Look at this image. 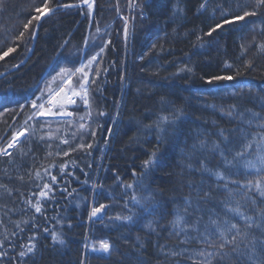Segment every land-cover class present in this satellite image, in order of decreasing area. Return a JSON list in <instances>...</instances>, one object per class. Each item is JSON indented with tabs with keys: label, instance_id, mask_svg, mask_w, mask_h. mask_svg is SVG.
<instances>
[{
	"label": "trees",
	"instance_id": "obj_1",
	"mask_svg": "<svg viewBox=\"0 0 264 264\" xmlns=\"http://www.w3.org/2000/svg\"><path fill=\"white\" fill-rule=\"evenodd\" d=\"M83 1L52 0L50 7ZM42 2L5 0L0 11V54L8 47L16 51L0 61V76L30 52L37 21H32L22 39L15 37L37 14L34 10ZM201 3L94 0L92 9L60 10L42 23L32 57L0 79V98H4L0 103V146L6 147L22 128L30 129L28 139L17 146L22 151L15 148L13 157H0V184L12 190L8 195L0 189V241H4L0 251L6 253L0 257V264H135L137 252L144 264H201L202 258L196 253L202 245L196 232L185 234L172 225L177 212L184 214V199L196 198L190 183L203 190L201 195L210 193L208 202L201 204V230L208 222L209 209L222 217L226 216L225 205L240 206L241 212L250 216L264 211V198L254 188L249 193L229 183V190H225L213 175L201 171L199 163L203 161L210 172L219 171L226 180L241 185L258 178L264 181V173L258 176L245 166V160H255L264 151V127L260 126L264 125V50L258 47L264 43V8L256 16L227 25L208 37L205 33L220 22L222 12L239 14L238 4H246L251 10L255 0H209L207 10H201ZM138 5L143 7V18ZM101 46L102 57L93 70L99 71L100 77L90 89L92 118L83 121L91 125L95 138L82 135L78 128V116L86 112L81 102L71 110L76 113L72 123L38 118L47 123L43 127L37 124L33 134V121L25 125L24 120L34 112L30 101L40 95L38 88L46 93L43 101H37L39 104L50 95L54 78L76 71L99 53ZM249 62L251 66L246 67ZM185 67L192 71H181ZM61 68L69 72L57 75ZM215 75H232L234 79L207 84L206 80ZM80 76H73L75 86ZM20 104L25 105L23 111ZM98 111L105 115L97 117ZM177 111L182 114L181 142L178 146H159L161 155L145 179L154 192L162 193L157 199L163 200L166 208L155 216L145 214L135 225L114 222L117 214H127L124 186L134 183L133 172L139 176L144 161L157 149L156 121ZM253 113L259 114L258 118ZM221 131L228 138L227 144L218 135ZM63 139L69 144H63ZM200 140H205L207 147L193 150L192 144ZM79 142H90L93 147L70 151ZM213 143L220 144L231 165L225 164ZM249 143L252 147L246 148ZM65 151H69L68 156L62 155ZM238 151L245 156L234 160ZM62 163L68 164L63 174L59 172ZM187 165H191V171ZM46 168L57 176L56 182L50 180ZM37 171L43 179H37ZM45 182L52 184V198H42V213H36L29 201H36L33 193L38 194ZM94 185L98 187L94 189ZM101 203L108 207L99 218L89 220L91 208ZM185 219L190 226L195 219L192 209ZM151 220L158 221L152 225L154 231L147 227ZM53 231L62 234L63 245L53 244ZM253 234L259 235L255 230ZM34 235L36 251L21 257L19 253L26 251ZM100 240L112 243L110 254L91 250V245H98ZM212 264L218 262L213 260Z\"/></svg>",
	"mask_w": 264,
	"mask_h": 264
},
{
	"label": "snow or ice",
	"instance_id": "obj_2",
	"mask_svg": "<svg viewBox=\"0 0 264 264\" xmlns=\"http://www.w3.org/2000/svg\"><path fill=\"white\" fill-rule=\"evenodd\" d=\"M84 3H89V0H84ZM130 3H133V0H130ZM209 0H202L201 3V10H207V5ZM5 4V0H0V11L3 10ZM52 4V0H43L42 5L35 8L36 15H33L31 18L28 19L27 23L23 25V31L20 32L19 36L15 37V40H20L24 37V33L29 29L32 25V21L36 20L39 21L43 15L54 13L55 11L59 10L60 8H70L74 5L71 4H56L54 7H50ZM92 5L89 4V8ZM140 7V15L143 18V7ZM238 8L241 9L239 14L232 15L231 13H221V20L220 22L216 23L214 26H211L208 31L205 33L206 36L212 37L213 33L218 32L219 29H223L227 25H234L237 22L245 21L246 17H253L258 14L259 9L264 8V0H255V5L248 10V5L246 4H238ZM213 17H215V12L213 13ZM97 33L100 32L99 27L96 29ZM125 37L128 34L127 25L124 28ZM34 38V35L33 37ZM198 39H202L198 37ZM14 42V41H13ZM111 41H109L110 43ZM88 41L85 40V45L87 46ZM152 47H155L153 44ZM261 50H264V43L258 45ZM15 47H8L7 50L3 51L0 54V61L4 60L10 53L15 52ZM100 51L103 52V46L100 47ZM99 53L93 55L90 59L87 60V64L82 65L80 68L76 69V72L81 73L79 80L77 81L76 89L71 91L70 94L64 93V89L60 88L55 95L51 96V99L48 100V104L51 107H45L43 102L37 103V101H43L45 98V91L40 90V95L35 97L30 101V108L36 109L37 111L32 112L27 119L24 120V124L28 125L29 121H33V124L30 126L31 131L34 134L37 129V124H40L43 127V124L47 123V121L40 122L38 120L39 117H74L76 113L73 111H63V110H56L53 111V108L56 107V98L60 96L61 93H64V99L68 105H76L77 100L74 97H78L85 107L86 112L84 115L78 116V128L82 131L83 134H90V136L94 139L95 138V131L91 129L90 124H86L83 121L91 120L92 118V110H91V100H90V89L93 85L96 84V80L100 77V72L96 71L91 73L94 76L93 79L90 80V72L86 71L85 69L92 65L94 62H97ZM143 58V57H141ZM251 63L249 62L246 67H250ZM18 67V65H17ZM230 67V66H229ZM181 71H188L191 72L192 69L190 68H182ZM69 69L61 68L57 75L62 76L64 73H68ZM239 75V71L236 73ZM234 76L232 75H215L211 76L206 80L207 84H212L214 81H232ZM65 84H71V76L65 81ZM4 98H0V103H3ZM20 110L23 111L25 107L24 104L19 105ZM235 107V106H233ZM264 107V106H262ZM105 113L102 111H98L96 116H104ZM181 113L179 111L174 112L171 117L168 115H162L158 118L155 124V132L158 135V142H157V149L150 154V158L144 161L142 165V171L137 176L135 172H133L134 183L125 185V204L124 209L127 214L120 215L117 214L114 217V222L119 221L123 225H135L141 223L143 221L145 214L155 216L158 212H161L166 208V204L163 200H158V196H162L161 192H154L151 187L145 183V179L148 176L150 170L153 166L157 164V161L161 155L159 146L161 144L169 143L173 145H179L181 142V137L184 135L183 130L179 127V122L181 119ZM231 115V113H229ZM253 117L259 116L257 113L252 114ZM251 123V121H249ZM264 127V125H260ZM29 128L25 127L21 130L17 131L12 138L7 142L6 147L0 146V157H13V152L9 151V149L17 148V151H22L17 146L20 143L19 137H25V141L28 137L25 135L29 132ZM111 133V129L108 130ZM49 138H51V133H48ZM75 135V134H73ZM218 135L220 136L221 140L227 144L228 138L224 134L223 131L219 132ZM41 140L44 139L43 136L40 137ZM63 144H69L68 139L62 140ZM51 147V145H49ZM92 143H83L79 142L74 147L70 149V151L76 150H84V149H92ZM193 150H204L207 147V143L205 140H200L199 143L192 144ZM213 149L218 151L221 159L225 162L226 165H231L232 161L227 160V156L225 155L224 149L221 148L220 144L213 143ZM246 148H251V143L245 146ZM260 146H258L259 149ZM52 155V153H49ZM56 155H61V153L57 152ZM64 156L69 155V151H65L62 153ZM185 155H189L190 153H185ZM245 153L243 151L235 152L233 159L243 158ZM201 165V171L205 173H210L213 175L217 181V184L220 183L224 184L225 190H229L227 185L229 183H234L237 187L243 188L246 192H252L253 188L255 192L259 194L261 198H264V183H262L261 179H256L254 182L249 181L247 184H239V182L228 181L225 179L223 173L217 172H210L207 166L204 164L203 161L199 162ZM245 166L250 169H254L258 176L264 173V151H260L255 160H245ZM55 167V165H52ZM189 170L191 171V165H187ZM68 168L67 163H62L59 165V172L65 173L66 169ZM45 173L49 176L52 182L57 181V176L51 174L49 170L46 168L44 169ZM37 179H43L40 175V172H36ZM21 179H23L21 177ZM94 189L98 187L97 185L93 186ZM189 188L195 191L196 198H185L184 199V214L179 212L176 213L175 219L172 221V225L174 228L178 229L180 232L187 234L189 231L196 232V239L202 245V247L197 251L196 256L202 258L201 264H212L213 260H216L218 264H231L232 261H236L237 264H264V211L257 213L254 216L247 215L241 212L240 206L237 207H228L225 205V213L226 216L222 217L219 213H216L214 210L209 209V217L208 222L203 225V229L201 230L200 221L202 216L200 213L202 212L201 204L207 203L210 199L209 192H201L203 191L199 186L195 184H189ZM0 189H3L8 195L12 194V190L8 188L6 185L0 184ZM54 189L51 183L45 182L43 183L41 190L39 193H33L34 196H37L36 201L31 203V207L34 208L36 213H42L43 205L41 203L42 198L51 199L52 197L49 196V193L53 192ZM67 192L68 189L65 188L63 190ZM138 192L143 193L142 196L137 195ZM243 194V193H242ZM99 195V193H97ZM246 199L249 202H253L251 196H247ZM108 205L103 203L99 204L98 206H93L91 208V212L89 215V220L92 218H99V214L103 213L105 208ZM192 209V214L194 215L195 219L193 220L192 224L189 226L188 222L185 219V216L188 214V210ZM255 211V210H253ZM158 223V221L151 220L147 222V227L150 230L152 229V225ZM19 227V225H17ZM253 230L259 233V235L253 234ZM45 232H48V229H44ZM51 240L54 245H63L64 239L61 233L53 231L51 232ZM139 239V238H138ZM35 240V235L29 238V245L26 247V251H21L19 255L24 257L26 255L33 254L36 251V244L33 242ZM4 241H0V248H3ZM85 247H89L85 245ZM211 249V251L209 250ZM91 250L93 252L110 254L113 250V245L110 241L107 240H100L98 245L93 243L91 245ZM175 254V253H174ZM6 253L0 251V257L5 256ZM131 259V257H129ZM135 264H144L140 253L137 252L135 256Z\"/></svg>",
	"mask_w": 264,
	"mask_h": 264
},
{
	"label": "rangeland",
	"instance_id": "obj_3",
	"mask_svg": "<svg viewBox=\"0 0 264 264\" xmlns=\"http://www.w3.org/2000/svg\"><path fill=\"white\" fill-rule=\"evenodd\" d=\"M91 5H92L91 9L94 8L93 7L94 1H93V3ZM128 27H129V23L127 24V28ZM89 41H90V39H89ZM101 57H102V52L100 51L97 62H94L92 65H90L88 68L85 69L86 71H89L90 72V80L92 78L91 73H93V70H95L97 68L98 63L100 62ZM84 64H87V61L84 62L82 65H84ZM75 74L81 75V73L74 71L73 73H69L67 76H63V77H58L57 76L56 78H54V80H53V82L51 84L52 91H51L50 95L48 96V98L45 100V102H43L45 104V107H51V105L48 104V100L51 99V96L55 95V93L58 92L60 90V88H63L64 89V93H68V94H70L71 91H73V90H77L76 89V86H75V83H73V80H72V78H73V76ZM69 75L71 76L72 83L71 84H65L63 81L67 80L69 78ZM57 84H58V86L56 87L55 85H57ZM54 87H56V88L54 89ZM64 93H61L60 96H58L59 102L56 104V107L53 108V111H56V110L71 111L73 108H75L78 105L79 102H81L80 99L77 97V104L76 105H68L67 102L64 99ZM35 111H37V110L35 109ZM39 118H44V119L45 118L46 119H60V120H64L65 122L66 121L67 122H70V123L73 122V117L69 118V117H51L50 116V117H39ZM86 123H88V121H86ZM25 135L27 136L28 133H26ZM24 139H25V137H23V139L21 141H23ZM14 149L15 148L10 149V151H13ZM262 182H264V181H262Z\"/></svg>",
	"mask_w": 264,
	"mask_h": 264
},
{
	"label": "water",
	"instance_id": "obj_4",
	"mask_svg": "<svg viewBox=\"0 0 264 264\" xmlns=\"http://www.w3.org/2000/svg\"><path fill=\"white\" fill-rule=\"evenodd\" d=\"M94 0H89V3H84L81 2V3H78V4H71V5H74L73 7H70V8H60L59 10H63V9H76V8H85V7H88L89 4H92ZM58 11V10H57ZM56 12V11H55ZM53 13H50V14H45L42 16V18L37 22L36 24V28H35V32H34V38H33V45H32V48L30 50V52L28 53L27 57L21 62L18 64V67L15 66L13 67L12 69H10L9 71H7L6 73L2 74L0 76V79L4 78L6 75L14 72L17 68L19 67H22L24 66L28 60L32 57L33 53H34V50H35V47H36V44H37V41H38V37H39V31H40V27H41V24L43 23V21H45L48 17L52 16ZM23 139V137H19V141L21 142V140Z\"/></svg>",
	"mask_w": 264,
	"mask_h": 264
},
{
	"label": "bare ground",
	"instance_id": "obj_5",
	"mask_svg": "<svg viewBox=\"0 0 264 264\" xmlns=\"http://www.w3.org/2000/svg\"><path fill=\"white\" fill-rule=\"evenodd\" d=\"M89 7V6H88ZM93 7H94V5H93ZM76 9H78V8H76ZM63 10H68V9H63ZM58 11H60V10H58ZM57 12V11H56ZM56 12H54L53 14H55ZM44 22V21H43ZM42 25V24H41ZM33 45V44H32ZM32 48V47H31ZM18 69V68H17ZM76 100H77V97H74ZM56 102L58 103L59 102V98L57 97L56 98ZM56 103V104H57ZM34 110V112H35V109H33ZM28 133V132H27ZM22 142V141H21ZM9 151H10V149H9Z\"/></svg>",
	"mask_w": 264,
	"mask_h": 264
}]
</instances>
